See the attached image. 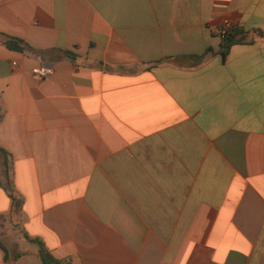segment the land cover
Returning <instances> with one entry per match:
<instances>
[{
    "label": "crops",
    "instance_id": "1",
    "mask_svg": "<svg viewBox=\"0 0 264 264\" xmlns=\"http://www.w3.org/2000/svg\"><path fill=\"white\" fill-rule=\"evenodd\" d=\"M224 21L264 0H0V264H264V37Z\"/></svg>",
    "mask_w": 264,
    "mask_h": 264
},
{
    "label": "trees",
    "instance_id": "2",
    "mask_svg": "<svg viewBox=\"0 0 264 264\" xmlns=\"http://www.w3.org/2000/svg\"><path fill=\"white\" fill-rule=\"evenodd\" d=\"M220 37H221V43L218 51L222 56H225L233 44L249 43L252 42L256 37H264V34L259 30H250V29H245L242 26H233L230 27V29L224 35H220ZM8 44L12 48H21V44L16 40H11L8 42ZM211 52L212 50L208 49L202 56H200V58L207 54H210ZM39 243L42 248L43 247L42 243L41 242ZM0 246L3 248L6 254L7 249L1 243ZM41 250L43 252L44 251L46 252L45 248Z\"/></svg>",
    "mask_w": 264,
    "mask_h": 264
},
{
    "label": "built area",
    "instance_id": "3",
    "mask_svg": "<svg viewBox=\"0 0 264 264\" xmlns=\"http://www.w3.org/2000/svg\"><path fill=\"white\" fill-rule=\"evenodd\" d=\"M231 27V24L229 21H224L221 26L218 28V33L220 35H224ZM13 64H16V62H12ZM53 72V68L48 65L40 64L37 66H34L31 70V74L33 78L35 79H43L47 76H49Z\"/></svg>",
    "mask_w": 264,
    "mask_h": 264
}]
</instances>
